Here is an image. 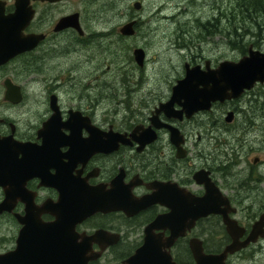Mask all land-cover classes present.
Returning a JSON list of instances; mask_svg holds the SVG:
<instances>
[{
  "label": "flooded vegetation",
  "instance_id": "af4514ba",
  "mask_svg": "<svg viewBox=\"0 0 264 264\" xmlns=\"http://www.w3.org/2000/svg\"><path fill=\"white\" fill-rule=\"evenodd\" d=\"M70 1L78 7L56 11ZM95 1L30 0V17H0L16 18L24 38L42 37L0 63V258L17 248L21 231L33 221L51 225L75 206L88 213L75 224L79 240L88 237L96 255L87 264H129L148 237L161 245V264H199L198 249L208 257L204 264H264V236L240 249L256 220L245 222L240 207V96L190 117L177 102L162 109L187 68L205 72L240 59V47L232 49L237 57L227 55L226 13L171 36L169 42L183 54L180 71L152 78L146 47L135 44L118 64L106 55L105 69L97 54L108 51L105 44L115 45L117 34L131 40L150 33L147 45L152 43L157 31L140 30L141 1L120 12V25L110 26L83 8ZM114 1L108 5L116 8ZM15 3L0 0V16L14 13ZM131 22L133 34H122ZM62 44L65 51L57 49ZM137 48L144 52L141 65L134 58ZM71 55L76 58L67 60ZM117 70L124 72L120 78ZM102 86L115 91L102 93ZM213 193L220 194L210 200L217 212L196 217L199 198ZM144 199L138 208L136 202ZM150 199L155 202L147 204ZM231 244L238 248L225 253Z\"/></svg>",
  "mask_w": 264,
  "mask_h": 264
},
{
  "label": "water",
  "instance_id": "95a60500",
  "mask_svg": "<svg viewBox=\"0 0 264 264\" xmlns=\"http://www.w3.org/2000/svg\"><path fill=\"white\" fill-rule=\"evenodd\" d=\"M29 1L16 0L15 12L0 17H30L32 12H28L30 9L27 7ZM40 1L53 2L56 0ZM134 6L136 9L140 7L139 3H135ZM16 21V18L12 20L5 18L0 21V40L2 42L0 43V49L2 50L0 51V63L17 53L31 49L42 39L41 36L22 37ZM63 22L59 24V28L67 24L66 19ZM133 24L134 22H131L122 27V34H133ZM8 47L9 49H13V51L8 52ZM134 58L141 65L144 59L143 50L140 48L135 49ZM257 83H264V51L254 49L252 45H249L247 53L242 55L236 62L223 61L216 69L205 72L199 71L197 67L187 68L183 78L173 86L171 99L167 104L162 105V109L177 102L182 106L180 113H184L186 117H190L195 112L209 110L213 102L241 97ZM228 115L227 120L230 121L232 113ZM174 135L176 136V134ZM219 196L220 194L213 193V195L199 198L196 217L217 212L214 206L212 207L210 200L214 202ZM144 201L145 199L143 202H136V206L138 208L144 206ZM152 202H155V199H150L147 204ZM117 208L120 207L118 206ZM85 212L86 210L79 211L75 206H70L68 212L65 213L66 216L59 222L46 225L33 221L30 227L27 226V228L21 231L17 248L1 257L0 264H87L96 255L90 252V239L82 237L79 240V236L75 232V224L88 214ZM180 213L181 215L184 213L182 208L180 209ZM188 214H190V210H188ZM192 216L194 220V213ZM227 224L228 229L232 228L230 222H227ZM152 227L157 228V220ZM29 228L30 232H28ZM242 230L243 228H240V234H242ZM180 231L184 232V229L182 228ZM263 236L264 212L254 221L246 239L240 241V249ZM160 246L154 240L151 242L150 237L146 238L143 245L136 251L134 257L128 263L161 264L162 261L158 257L160 254L158 248ZM237 248L236 244H231L226 248L225 253L232 252ZM197 254L199 264H204L208 260V257L204 256L200 249L197 250Z\"/></svg>",
  "mask_w": 264,
  "mask_h": 264
},
{
  "label": "rangeland",
  "instance_id": "374dc122",
  "mask_svg": "<svg viewBox=\"0 0 264 264\" xmlns=\"http://www.w3.org/2000/svg\"><path fill=\"white\" fill-rule=\"evenodd\" d=\"M134 1L116 0L114 1L116 8H114L108 5H111V0H96L93 3H83V8L86 9V12L101 16L95 18L105 19L99 20L101 25L106 24L110 26L111 22L120 25L123 18L119 17L120 12L126 14L129 11L128 9L133 6ZM138 1H141V4L144 6L140 12L142 14L140 18L143 21L141 22L140 30L150 31L153 28L157 31V34L150 39L152 43L149 45H147V40L149 39L150 33H147L146 38H144V34L140 32L136 38H132L131 40L122 39L117 34L115 36V40H117L115 45L110 46L109 44H105V46L109 47L108 51L102 50L97 52L94 49L93 51H96L100 55L101 64L104 69L109 64L104 63L106 61V55L111 54L108 55V60H114L118 64L122 59L126 61V55L131 54L132 48L137 44L142 48L146 47L145 52L148 55L147 67L149 69V77H174L180 71L183 54L179 53L171 45L169 42V40H172L171 36H174L179 29L186 30L190 26L194 29L196 28V24H198L197 20L205 21L207 18H211L212 15L222 11L227 14L228 18V56L237 57L236 50L232 49L240 47L241 57L247 51L246 49V51L244 50L245 53H242V47L245 45L248 48L250 44L253 45L254 49L264 51V29L260 31L253 21L246 20L243 22L241 20L240 15H238L239 11L236 8V0ZM77 7L78 3L70 1L64 7H57L56 11L61 14ZM116 13L118 16L115 15ZM132 13L137 14L138 12L133 8ZM165 15L170 17L161 18ZM146 19H150V22L144 23ZM192 34H197L196 30ZM57 49L65 51L67 46L65 44L58 45ZM67 58V60L73 61L76 56L71 55V57ZM47 60L48 58L45 59V61ZM121 74H124V72L117 70L118 78H120ZM131 87L136 88L138 86L132 85ZM118 88L121 89L120 86ZM112 91H115L112 87L111 91L106 86H102L101 88L102 93ZM240 99V110L242 111L240 114V137L244 139V141H240V207L242 208L241 211L244 221L251 223L253 219L258 218L257 215L260 212L264 211V164L258 167L259 164L264 162V84H256L251 90L242 95ZM107 104L109 105V103ZM259 123L260 125H258ZM199 124L202 123L200 122ZM192 132L193 139L197 140V129H193ZM200 135L202 141L204 139L203 133L200 132ZM255 158H260V161L254 162ZM261 259H264V245Z\"/></svg>",
  "mask_w": 264,
  "mask_h": 264
},
{
  "label": "trees",
  "instance_id": "16d2710c",
  "mask_svg": "<svg viewBox=\"0 0 264 264\" xmlns=\"http://www.w3.org/2000/svg\"><path fill=\"white\" fill-rule=\"evenodd\" d=\"M238 15L244 22L246 20L255 22L258 29H264V0H236ZM246 47H242V53H245ZM245 50V51H244Z\"/></svg>",
  "mask_w": 264,
  "mask_h": 264
},
{
  "label": "bare ground",
  "instance_id": "6f19581e",
  "mask_svg": "<svg viewBox=\"0 0 264 264\" xmlns=\"http://www.w3.org/2000/svg\"><path fill=\"white\" fill-rule=\"evenodd\" d=\"M224 1V0H223ZM227 3V2H226ZM222 5V4H221ZM224 5V4H223ZM225 10V9H224ZM227 11V10H226ZM223 12V11H222ZM213 13V12H212ZM221 14V13H220ZM212 15V14H211ZM221 15H223V14H221ZM227 15V14H226ZM202 22V21H201ZM204 24V23H203ZM201 25V24H200ZM224 25V24H223ZM221 26V25H220ZM224 27H225V25H224ZM219 35H220V33H219ZM258 125H260V123L258 124ZM255 126H257V125H255ZM246 130V129H245ZM244 131V130H243Z\"/></svg>",
  "mask_w": 264,
  "mask_h": 264
}]
</instances>
